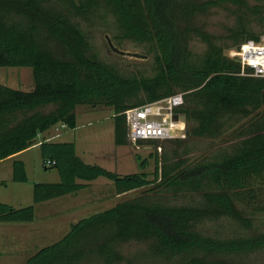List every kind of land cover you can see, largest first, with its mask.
Segmentation results:
<instances>
[{"label":"trees","instance_id":"1","mask_svg":"<svg viewBox=\"0 0 264 264\" xmlns=\"http://www.w3.org/2000/svg\"><path fill=\"white\" fill-rule=\"evenodd\" d=\"M223 5L234 8L237 21L227 46L192 26L196 15ZM99 12L113 18L117 39L149 45L151 77H125L90 52L75 20ZM262 13L264 0H0V67L30 68L34 85L21 91L0 84V162L27 150L56 125L74 129L75 108L81 105L112 109L114 143L126 145L124 112L169 97L175 89L183 93L179 113L185 123H193V136L217 138L231 120L248 122L240 133L243 138L220 157L186 164L174 151L172 158L150 154L151 174L145 172L148 160L138 155L140 172L120 176L82 162L72 142L42 141V160L54 163L50 167L57 170L59 181L34 184L31 206L0 203V222H33L34 205L81 191L100 177L112 182L116 195L151 187L72 224L61 240L23 264H119V248L131 242L145 244L146 251L127 264L148 258L167 264H232L231 257L264 250V233L219 237L201 230L217 219L249 230L264 215V78L248 71L242 75L240 64L225 54L247 41L261 42V34L251 32L250 26L252 17ZM178 28L205 44L202 57L193 59L186 46L178 50ZM49 106L54 109L43 112ZM166 142L177 146L181 139ZM154 143L140 141L136 146ZM12 181H26L21 160L12 161ZM161 188L192 192L199 200L186 205L152 200L150 192Z\"/></svg>","mask_w":264,"mask_h":264},{"label":"rangeland","instance_id":"2","mask_svg":"<svg viewBox=\"0 0 264 264\" xmlns=\"http://www.w3.org/2000/svg\"><path fill=\"white\" fill-rule=\"evenodd\" d=\"M250 5L254 6L255 4L250 3ZM232 10L234 8L229 5L212 8L204 14L196 15L192 26L209 35L218 45H230L232 42L227 37L229 30L237 25ZM251 20V32L261 34L260 39L264 43V13L260 17H252ZM75 22L86 36L90 52L100 62L113 66L125 77L149 78L153 75V54L149 50V45L117 39L119 32L111 16H103L102 12H99L87 20L76 19ZM177 34L179 51L186 46L193 59L203 56L206 46L199 38L185 35L180 28L177 29ZM107 39L110 40L114 48L123 54L110 49ZM232 50L225 51V54L229 56V52ZM0 84L11 89L29 91L34 86L32 70L30 68L0 67ZM175 91L181 93L176 89ZM53 109V106H49L44 108L43 112ZM75 116L76 126L74 129L61 128L60 125H56L46 134L36 138L35 144L19 156V159H22L25 164V182L11 181L10 162H0V203L8 204L14 208L31 206L33 205L32 187L34 184L59 181L57 170L44 163L40 155L38 146L48 137L53 142H72L75 145L76 155L82 162L98 165L110 172L124 176L140 172L135 155H138L142 160H148V166L145 169L148 174H151L154 169L153 159L149 158V155L153 153H156L159 158L163 154L172 158V151H174L177 153V159L186 161V164L220 157L224 151L229 152L232 146L239 143L243 138L240 133L248 124L246 119L237 122L231 120L224 126L223 133L219 137L206 138L191 135L190 130L193 123L186 122L185 137L181 139L179 145L176 146L172 143L173 141H162L154 144H142L135 148L130 142H127L126 145H115L112 109L105 106L81 105L75 108ZM149 179L152 180L153 177L150 175ZM87 185L85 189L76 193L34 205V221L15 224L18 226L15 229L18 230L0 231V264H23L41 248L61 240L69 232L72 224L110 209L119 202L137 198L151 187L116 195L112 182L105 178H97ZM260 193L264 198V189ZM150 195L152 200L156 199L166 205L196 204L199 200L195 193L174 192L164 188L150 192ZM201 230L206 234L219 237L260 234L264 233V215H258L249 230L238 228L237 224L230 219L208 221L203 224ZM8 244L11 247L6 246ZM145 248V244L135 242L123 244L119 248V254L122 257L119 264H127L132 257L141 251L145 252ZM11 251L16 252L11 253ZM230 260L234 261L232 264H264V250H259L248 256L231 257ZM140 264L167 263L155 258H148L143 259Z\"/></svg>","mask_w":264,"mask_h":264},{"label":"built area","instance_id":"3","mask_svg":"<svg viewBox=\"0 0 264 264\" xmlns=\"http://www.w3.org/2000/svg\"><path fill=\"white\" fill-rule=\"evenodd\" d=\"M229 57L240 64L242 75L248 71L253 77L264 78V43L247 41L238 49L230 51ZM183 105V93H176L158 101L126 110L124 116L127 142L136 148V144L140 141L162 142L183 139L185 137V121L182 114L179 113ZM174 116L177 117L176 120ZM60 126L65 128L64 125ZM49 140L48 137L43 141ZM46 164L54 165L50 161H47Z\"/></svg>","mask_w":264,"mask_h":264},{"label":"crops","instance_id":"4","mask_svg":"<svg viewBox=\"0 0 264 264\" xmlns=\"http://www.w3.org/2000/svg\"><path fill=\"white\" fill-rule=\"evenodd\" d=\"M49 131H47V132H49ZM47 132L40 134V136L43 135V134H46ZM23 152L24 151H22V152H20V153H18L16 155L4 160V161H9L10 162L9 174H10L11 181H12V161L15 160V159L16 160L18 159V160L22 161V159H19V156H21L23 154ZM23 163H24V161H23ZM24 166H25V164H24ZM15 224H21V223H3V222H0V231H6V230L8 231V229H15V227H18ZM15 230H18V229H15ZM6 246L11 247L9 244L6 245ZM15 252L16 251H11V253H15Z\"/></svg>","mask_w":264,"mask_h":264},{"label":"water","instance_id":"5","mask_svg":"<svg viewBox=\"0 0 264 264\" xmlns=\"http://www.w3.org/2000/svg\"><path fill=\"white\" fill-rule=\"evenodd\" d=\"M107 43H108V46L110 47V49H112L114 52L119 53V54H123L122 52L118 51L116 48L113 47V45L111 44L109 39H107ZM127 55H129V53H127ZM174 119L176 120L177 117L174 116Z\"/></svg>","mask_w":264,"mask_h":264}]
</instances>
